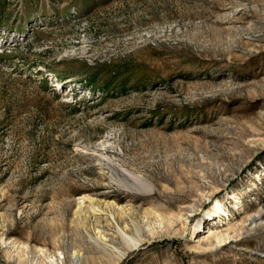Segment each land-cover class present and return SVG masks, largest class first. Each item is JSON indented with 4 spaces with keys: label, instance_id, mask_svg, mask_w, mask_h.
<instances>
[{
    "label": "rangeland",
    "instance_id": "obj_1",
    "mask_svg": "<svg viewBox=\"0 0 264 264\" xmlns=\"http://www.w3.org/2000/svg\"><path fill=\"white\" fill-rule=\"evenodd\" d=\"M117 226L116 264H264V0H0V264Z\"/></svg>",
    "mask_w": 264,
    "mask_h": 264
},
{
    "label": "bare ground",
    "instance_id": "obj_2",
    "mask_svg": "<svg viewBox=\"0 0 264 264\" xmlns=\"http://www.w3.org/2000/svg\"><path fill=\"white\" fill-rule=\"evenodd\" d=\"M86 199L87 198L85 196L81 197V203L85 202ZM213 209L216 212L222 211L223 206H222V203L220 202V200H217L215 202V205H214ZM260 216H262L261 213L259 214V216L257 215V216L249 217L247 219V222H250L252 224V228L256 227L259 224L257 220H259ZM117 228H118V226H117ZM118 230H119V233L122 235L123 239L125 240L126 247H124V250L121 253L120 257H118V258L112 257L114 259H112V261H110L109 264H116V262L118 260H120L123 257H125V255L127 254L128 251H131V250L137 248V246H139L143 242V239L140 237V235L131 236V235L127 234L126 227L125 228L119 227ZM218 238H220V242L226 240V239H224V237H220L219 236ZM101 245H103V247H104L103 249H106L108 251L109 245L107 243L103 242V243H101ZM80 259H81L80 256L75 255V258L73 260L74 261L75 260L79 261ZM73 260H72V262H73Z\"/></svg>",
    "mask_w": 264,
    "mask_h": 264
},
{
    "label": "trees",
    "instance_id": "obj_3",
    "mask_svg": "<svg viewBox=\"0 0 264 264\" xmlns=\"http://www.w3.org/2000/svg\"><path fill=\"white\" fill-rule=\"evenodd\" d=\"M114 81V77H110L106 82H105V85H107L106 86V88H108L109 87V83H112ZM107 83V84H106ZM118 83V82H117ZM127 85V80H121L119 83H118V87L119 88H122V87H124V86H126ZM76 103V102H75ZM68 107H72L73 106V108H75L76 106V104H70V103H68V104H66Z\"/></svg>",
    "mask_w": 264,
    "mask_h": 264
}]
</instances>
